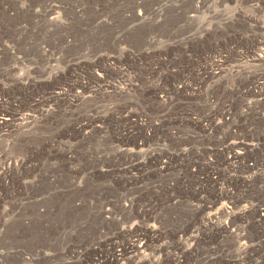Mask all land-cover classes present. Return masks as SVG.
Listing matches in <instances>:
<instances>
[{"label":"rangeland","instance_id":"rangeland-1","mask_svg":"<svg viewBox=\"0 0 264 264\" xmlns=\"http://www.w3.org/2000/svg\"><path fill=\"white\" fill-rule=\"evenodd\" d=\"M205 1L223 15L197 14L204 26L198 29L188 18ZM261 28L264 0H0V110L22 106L36 121L28 129L11 121L0 130V264H105L113 237L127 238L123 226L145 231L150 216L158 236L143 234L164 257L161 264H176L170 258L183 257L186 248L193 252L187 264H264V62L246 55L264 38ZM192 35L201 41L191 42ZM213 50L232 61L220 81L204 84L200 78L221 60ZM8 66L16 77L6 75ZM98 75L106 83L98 84ZM78 93L89 102L79 104ZM226 101L233 103L236 128L220 120ZM209 109L217 115L211 128L204 120ZM87 112L105 123L94 124L81 143L78 118ZM129 113L135 117L125 118ZM152 123L157 130L146 152L173 156L161 177L149 165L124 170L129 159L118 152L126 142L132 148ZM235 143L246 146L245 161H229ZM230 199L237 202L234 222L199 212ZM126 201H133L130 209L119 213ZM102 207L118 211L119 223L101 225ZM228 222L223 234L219 224ZM231 232L257 245L250 259L192 245Z\"/></svg>","mask_w":264,"mask_h":264},{"label":"bare ground","instance_id":"bare-ground-1","mask_svg":"<svg viewBox=\"0 0 264 264\" xmlns=\"http://www.w3.org/2000/svg\"><path fill=\"white\" fill-rule=\"evenodd\" d=\"M212 1V0H211ZM210 2V1H209ZM208 1H205L204 3H200L199 5L197 4V10L194 11V15H192L191 17H189V21L190 23L193 22L197 24V27L198 29H200L201 27V22L197 21L199 20L200 18H198L197 14L199 13H202V12H205L208 14L209 16V19H214L215 18H219V17H222V13L220 12H217L216 11V6L214 4H210ZM218 2V1H217ZM198 3V2H197ZM215 3V2H214ZM220 3H223V2H220ZM219 3V4H220ZM196 5V4H195ZM220 6V5H219ZM195 7V6H194ZM51 8V7H50ZM55 8V7H54ZM194 10V9H193ZM192 10V11H193ZM49 11H51V9H49ZM204 13V14H205ZM49 14V13H48ZM51 14V13H50ZM39 15V14H38ZM202 15H200L201 17ZM50 17V16H49ZM186 17V16H185ZM202 18V17H201ZM56 19V17H55ZM54 19V20H55ZM208 19V17H207ZM224 19V18H223ZM51 20V19H50ZM49 20V21H50ZM53 20V21H54ZM185 20V19H184ZM52 21V25H54ZM196 21V22H195ZM204 21V20H202ZM57 22V21H55ZM58 23V22H57ZM187 23V22H186ZM205 24V23H204ZM227 25V24H226ZM194 26V25H193ZM230 26V24H229ZM191 27V26H190ZM195 27V26H194ZM204 27V26H202ZM201 27V28H202ZM189 28V26H188ZM196 28V27H195ZM187 29V28H186ZM203 29V28H202ZM185 30V29H184ZM193 31V30H192ZM203 31V30H202ZM261 33H264V28H261L260 31ZM191 34V33H190ZM198 34V33H197ZM254 36H257L258 38L260 37V35H254ZM230 37V36H229ZM237 39V37H235ZM235 38H231L230 41L234 42L235 41ZM188 39H192L191 42L195 41H199V37H197L196 35H192L190 38ZM240 40V39H239ZM201 41V40H200ZM252 41V40H251ZM256 41H259L258 44L255 46V47H250L249 50L247 51L249 54H246V55H251L250 58H252L251 60L255 63L257 62H264V38H261V39H258ZM194 42V43H195ZM184 43V42H183ZM188 43V40L186 42V44ZM202 43V42H201ZM238 43V42H237ZM200 45V44H199ZM30 50V49H29ZM203 51V50H202ZM201 51V52H202ZM189 52V51H188ZM210 53H213L215 55H218L219 56V60L218 64L216 65V69L219 71V73H217L216 71L213 72H209L208 73V76L207 78L205 77H202L200 78V81L203 82L204 84L205 83H208L211 82V80H214L215 78L218 79L220 81L219 78H222L220 77L221 76V73L223 72V69L226 67H228L232 61V58L231 57H223L221 56L222 54V51H219L217 52L216 50H213L212 52ZM227 53V52H226ZM229 53V52H228ZM230 55V53H229ZM232 55V54H231ZM240 56V55H239ZM231 58V59H230ZM18 60V58H17ZM19 62V60H18ZM8 68H10L8 66ZM7 68V69H8ZM6 70V69H5ZM213 70V69H212ZM227 70V69H226ZM17 71V70H16ZM2 72V71H1ZM15 72V69H11L8 70L6 73V75L9 77H11V75ZM20 72V71H19ZM42 72V70H41ZM39 72V73H41ZM44 72V71H43ZM226 72V71H225ZM4 73V72H3ZM18 73V72H17ZM4 75V74H2ZM5 75V76H6ZM14 75V74H13ZM18 76V74H16ZM22 75V74H21ZM20 75V76H21ZM104 75V74H103ZM205 75V74H204ZM13 77V76H12ZM14 77H16L14 75ZM13 77V78H14ZM224 77V76H223ZM5 78V77H4ZM19 78V76H18ZM57 78V76H56ZM96 78V77H95ZM8 79V78H7ZM11 79V78H10ZM17 79V78H16ZM96 82L98 84H103V83H106L105 79L103 76L101 75H98L97 78H96ZM18 80V79H17ZM15 81V79H14ZM22 81V80H21ZM181 83V82H179ZM217 83V81H216ZM253 83V82H252ZM102 86H105L106 88H109L108 86H110L109 84L107 85H102ZM1 87V86H0ZM128 89L129 87H131V85H128L127 86ZM115 89V88H114ZM174 91H178V88H175L173 87L172 88ZM2 90V89H1ZM161 91L160 89H158V92ZM120 92V91H118ZM125 93V91H121L120 95H123ZM84 94V93H83ZM82 93H78L76 94V100H78V103L79 104H85L89 99L90 97L88 96H84ZM105 94L106 93H101L100 95V100L101 98H105ZM119 94V93H118ZM166 95V94H165ZM95 98V97H93ZM97 98V97H96ZM164 100H162V104H166V99L165 97H163ZM12 102V101H11ZM16 102V101H15ZM89 102V101H88ZM18 103V102H17ZM16 103V104H17ZM95 104V103H94ZM226 104H228V109L225 110L223 109L222 110V113L220 115V120L223 124H226L228 123L231 127H234L236 128L235 126V120H234V110H233V103L232 101H226ZM75 106V105H74ZM77 106V105H76ZM90 107H92L90 105ZM75 108V107H74ZM31 109V107H30ZM73 109V108H72ZM8 110V109H6ZM34 110V109H33ZM10 111V109H9ZM9 111H2L0 110V130L2 129L1 127L2 126H6V125H9L10 126V122L12 121H17L20 123V126L23 125V128H26L28 129L29 127L32 126V124H34L36 121L33 120V118L30 116V115H27V114H22L24 113L26 110L22 108V106H16L14 105L13 108L11 109V113ZM28 111V109H27ZM10 114H9V113ZM74 112V111H73ZM76 112V110H75ZM208 112L210 113V116H207L204 118V120L206 122H208V125L207 127L209 126L211 128V126L213 125L214 123V120H216V112L212 109H209ZM72 113V112H71ZM142 114V113H140ZM237 117V115H235ZM130 117H135V116H132L131 113H129V116L128 117H125L127 119H129ZM80 118V117H79ZM80 122L78 124L79 128L81 129L79 131V133L82 134V140H81V143H85L86 141L90 140V137L89 135L91 134L90 132H92L91 130L96 128V126H94V124H100L101 126H103V124L105 122H103V119L97 115V114H90V113H84L82 116H81V119H79ZM152 119H155V117H152ZM77 120V121H78ZM105 120V118H104ZM40 123V122H38ZM38 123H37V127H38ZM103 123V124H101ZM153 124V123H152ZM19 126V127H20ZM36 126V125H35ZM35 126H32V127H35ZM41 126V125H39ZM98 126V125H97ZM100 126V127H101ZM6 128V127H4ZM103 128V127H102ZM35 129V128H33ZM32 130V128H31ZM31 130H28V131H31ZM37 130V129H36ZM95 130V129H94ZM93 130V131H94ZM156 125H152L151 126V129L145 133L142 137H140L138 140H136L133 145H132V148H129V145L128 143L126 142L125 144H122L121 146H118V149H119V153L121 155H123L125 157V160L129 159V161H127V163L125 164L126 167L124 168V170L126 169L127 171H130V170H135V168H138L137 166H140V165H149L150 167L151 166H154L155 167V171L156 173L158 174V176H164L166 172L170 171L172 169V159H173V156H171L169 153H167L165 150H159L157 153H153V154H150V153H147L146 152V149H148L150 146L147 144V143H150L151 142V139H153V137L155 136V133H156ZM33 131V130H32ZM1 132V131H0ZM90 133V134H89ZM137 139V138H136ZM157 142H159V139H157ZM80 143V142H79ZM77 144V143H76ZM78 145V144H77ZM80 145V144H79ZM78 145V146H79ZM120 145V144H119ZM83 146V145H82ZM126 147V148H125ZM159 148H164L163 145H159L158 146ZM102 150H105V148L103 147V149H99V150H96L97 153L95 152V155L97 157H101L102 158ZM112 150V149H111ZM72 151V149H71ZM75 151V150H73ZM72 152H69L68 154H66L67 156V159L66 161L69 162L70 164L71 163H74L75 162V154L76 153H73ZM230 151H231V157H230V160L229 161H236V160H243L245 161L246 160V155H247V152H246V146L244 145H241V143H235L234 145H232L230 147ZM78 152V151H77ZM87 152V151H86ZM115 152V151H114ZM79 153V152H78ZM77 153V154H78ZM244 153H246L245 155H243ZM86 154V153H85ZM87 154H90V153H87ZM79 155V154H78ZM143 155L142 157L144 158L143 162H141V164L137 163V161L139 160V157ZM114 156V155H113ZM117 156V155H116ZM120 156V155H119ZM106 158V157H105ZM114 158V157H113ZM118 158V157H117ZM122 159V157H120ZM5 160V162L3 164H5L6 162H10V160L7 158L6 156V159H3ZM101 160V159H100ZM113 160H116V159H113ZM1 161V159H0ZM16 161V160H15ZM12 162V161H11ZM17 162V163H16ZM14 162L15 164H13L15 166V168L17 166H21L23 165V162L20 161L18 162V160ZM108 162V161H107ZM126 162V161H125ZM103 163V162H102ZM113 163V162H112ZM118 163V162H117ZM124 163V162H122ZM9 165V164H8ZM76 165V164H75ZM113 165H116V164H113ZM124 165V164H123ZM122 165V166H123ZM11 167V166H9ZM22 167V166H21ZM80 167V165H79ZM121 167V166H120ZM13 168V167H12ZM11 168V169H12ZM72 168V167H71ZM70 168V169H71ZM74 168V167H73ZM14 169V168H13ZM18 169V168H17ZM76 169V168H75ZM79 169V168H78ZM140 169H143L140 167ZM148 169V167H147ZM72 170V169H71ZM136 170H139V169H136ZM135 170V171H136ZM145 170V169H143ZM4 171V170H3ZM9 171V169H8ZM18 171V170H17ZM81 171V170H80ZM71 171H69L70 173ZM139 172V171H137ZM149 172V171H148ZM5 173V171H4ZM9 173V172H8ZM15 173V172H14ZM75 173V171H74ZM79 173V172H78ZM1 174V173H0ZM4 175V174H3ZM14 175V174H13ZM72 175V174H70ZM75 175V174H74ZM10 176V175H9ZM90 176V175H89ZM92 176V175H91ZM5 177V176H4ZM17 177V176H16ZM71 177V176H70ZM75 177V176H74ZM77 177V176H76ZM79 177V176H78ZM77 177V179H78ZM149 176H147L148 178ZM263 183V188H264V177L261 175L260 176ZM10 178V177H9ZM8 178V179H9ZM72 178V177H71ZM80 178V177H79ZM82 178V177H81ZM90 178V177H89ZM76 180V179H75ZM87 180V179H86ZM7 181V180H6ZM74 182V181H73ZM86 182V181H85ZM138 182V181H137ZM6 183V182H5ZM31 184H33L32 182H30ZM35 183V182H34ZM83 183V182H82ZM28 184V183H27ZM26 184V185H27ZM76 184V183H75ZM214 184H216V182H214ZM36 185V184H35ZM78 185V184H77ZM82 185V184H81ZM30 186V185H29ZM83 187V186H82ZM85 187V185H84ZM81 188V187H80ZM83 189V188H82ZM78 190V188H77ZM81 193V192H80ZM87 196V195H86ZM119 201V200H118ZM124 201V200H123ZM128 202V205L127 203L125 204L120 202V205L118 204L117 207H119V213H123L125 210H127L129 208L130 205H132V202L133 201H126ZM107 204V203H106ZM16 205V203L14 204ZM19 205V204H17ZM16 205V206H17ZM110 205V204H109ZM216 205L217 204H214V203H211L209 204L208 206H205L203 207L202 209L199 210V212H201L202 214L204 215H209L210 217H214L215 219H219V218H224L225 220L227 221H232L234 222V219H236L234 217V212L233 209L237 207V202L234 200V199H230V201H227L226 203H222L221 206L219 208L216 209ZM13 206V205H12ZM105 206V205H104ZM20 207V206H19ZM131 207V206H130ZM12 208V207H11ZM18 208V206H17ZM71 208V207H70ZM7 209V207H6ZM10 209V208H9ZM8 209V211H9ZM21 209V208H20ZM114 208H103L101 209L100 211V217L102 218V222H101V225L103 224L104 221L107 222V224H109L110 222L113 223V222H116V223H119V218H118V211L117 213L115 212V210H113ZM115 209H117L115 207ZM130 209V208H129ZM11 210V209H10ZM17 210V209H16ZM256 213L259 212V206H258V209H255ZM263 214H264V209L263 210H260ZM6 213V212H5ZM3 215H6L4 213H2ZM10 214V213H8ZM242 214V213H241ZM262 214V216H264ZM120 215V214H119ZM155 215V214H154ZM196 216V215H195ZM151 217V216H150ZM150 217H148L146 219V222L148 223V225H145L147 228L146 230L144 231H138L136 228H135V225L133 226H129L128 228L126 226H123V229L124 230H121L120 233L123 231L125 233V235H127V238L126 240H122L120 242H118V238H114L113 237V240L111 245H112V248L110 247V251H111V258L109 260H106L105 261V264H161L163 263V259L164 257L160 256L159 253L156 251V250H152L150 248V245H149V242L147 241V238H146V235L143 234L144 233H148V234H153L155 237L158 236V228H157V223H156V219H155V216L151 219ZM234 217V218H233ZM122 218V216H121ZM157 218V217H156ZM122 220V219H121ZM99 221V220H98ZM3 222V221H2ZM221 223L219 224V227L223 234L225 233H228V231L230 230V223ZM123 223V221H122ZM7 224V223H6ZM105 224V222H104ZM119 227V226H118ZM122 232V233H123ZM142 233V234H141ZM124 235V236H125ZM104 238V237H103ZM159 238V237H158ZM109 239V238H108ZM107 239V240H108ZM215 240L214 238H210V239H205L204 241L203 240H193L192 242V245L195 244V245H201V244H206L207 247H208V250L212 253L213 256H215V252L216 253H220L221 255H225V258L230 256L231 258H234L236 260H245V259H250L252 256H251V253H253L254 251L256 252L257 250V245L255 243H253L252 241H247L245 239L244 236L240 235V234H235V233H232L230 235H228L227 238H223L221 239L220 238V241H217L215 240V242L213 241ZM97 241V240H96ZM104 241V240H103ZM110 241V240H108ZM110 241V242H111ZM91 243V242H90ZM180 242H178L177 246H181V244H179ZM93 244H94V241H93ZM101 244V243H100ZM110 244V243H109ZM176 245V244H175ZM91 248L93 245H90ZM202 246V245H201ZM205 246V245H204ZM202 246V247H204ZM77 247V246H76ZM81 247V246H80ZM107 247V246H106ZM169 247V246H168ZM193 247V246H192ZM191 247V248H192ZM72 248V247H71ZM163 248V247H161ZM76 249V252H77V249H80L79 247L75 248ZM194 249V248H192ZM205 249V248H204ZM231 249V252H229L228 250ZM158 250V249H157ZM166 250V249H165ZM164 250V251H165ZM169 250V249H168ZM183 253V257H176V258H170L172 261H174L176 264H187V261H189V257L187 256V253H191L193 254V252H191V249L190 248H186V249H182ZM72 251V250H71ZM204 251V250H202ZM84 252V251H83ZM200 250L197 252L199 254ZM254 252V253H255ZM195 253V255L197 254ZM202 253V252H200ZM230 253L231 255H226V254ZM78 256H82L83 253H80V251L78 253H76ZM205 254V253H203ZM189 255V254H188ZM207 255V254H206ZM205 255V256H206ZM210 255V254H209ZM200 256V255H199ZM220 256V255H219ZM207 257V256H206ZM211 257V256H210ZM222 257V256H221ZM108 259V258H107ZM206 259V258H205ZM215 259V258H213ZM221 259V258H220ZM219 259H217L218 261ZM192 262H193V259H192ZM202 262V261H201ZM199 262V263H201ZM212 262V260H211ZM223 262V261H222ZM191 262H189L190 264ZM196 263V262H195ZM203 263V262H202ZM213 263V262H212ZM217 263V262H215ZM206 264V263H205ZM208 264V263H207ZM210 264V263H209ZM218 264V263H217ZM257 264V263H256Z\"/></svg>","mask_w":264,"mask_h":264}]
</instances>
